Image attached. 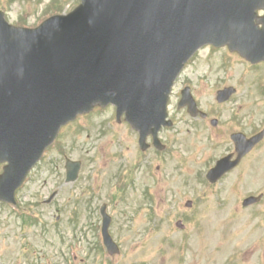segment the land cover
Returning a JSON list of instances; mask_svg holds the SVG:
<instances>
[{
  "label": "rangeland",
  "instance_id": "rangeland-1",
  "mask_svg": "<svg viewBox=\"0 0 264 264\" xmlns=\"http://www.w3.org/2000/svg\"><path fill=\"white\" fill-rule=\"evenodd\" d=\"M79 1L0 0V10L14 25L36 27ZM252 67L226 49L198 51L172 95L173 127L159 135L164 151L142 154L137 135L110 107L65 126L17 192V204H0V264H264V140L226 179L204 180L224 149L210 120L233 116L248 132L264 130V65ZM186 85L206 121L177 110ZM226 87L236 94L219 106L216 92ZM66 159L81 164L73 184H65ZM259 195L258 204L241 205ZM102 205L120 249L114 257L101 243Z\"/></svg>",
  "mask_w": 264,
  "mask_h": 264
},
{
  "label": "water",
  "instance_id": "water-1",
  "mask_svg": "<svg viewBox=\"0 0 264 264\" xmlns=\"http://www.w3.org/2000/svg\"><path fill=\"white\" fill-rule=\"evenodd\" d=\"M189 1L134 0L126 11L118 12L86 3L76 19L57 25L52 35L13 46L11 51L19 50L22 57L17 87L22 93L12 104H0V135L9 133L2 149L23 148L40 136L42 120L24 122L21 117L22 110L36 101L56 105L55 127L96 102H113L142 124L158 117L180 65L179 56L171 52L178 44L197 41L203 29L206 39L227 33L219 40L230 41L232 33L225 32L226 24L233 23L229 5L244 8L242 0H208L207 18L201 0H194L192 11L203 13L198 27L189 17L175 16ZM63 27L67 34L58 40L57 30ZM242 42H231L240 53ZM72 55L77 57L71 59ZM148 100L154 103L149 105Z\"/></svg>",
  "mask_w": 264,
  "mask_h": 264
}]
</instances>
